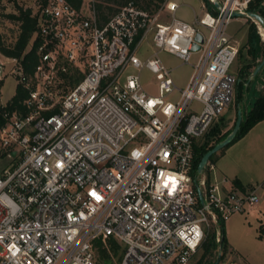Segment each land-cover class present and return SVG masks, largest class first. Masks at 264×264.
<instances>
[{
  "label": "built area",
  "instance_id": "2783aa9c",
  "mask_svg": "<svg viewBox=\"0 0 264 264\" xmlns=\"http://www.w3.org/2000/svg\"><path fill=\"white\" fill-rule=\"evenodd\" d=\"M250 1L216 0L194 22L175 17L172 0L153 14L129 1L105 22L93 6H39L32 72L0 53V82L6 61L15 62L28 110L1 115L0 153L13 161L0 174V264H98V239L121 246L119 264H191L211 223L220 241L224 221L254 207V190L208 180L213 164L191 174L194 146L231 104L238 48L226 30ZM148 37L154 50L141 59ZM160 51L186 63L197 55L184 87ZM129 65L154 75L156 95L139 73L122 76ZM75 70L83 76L69 85Z\"/></svg>",
  "mask_w": 264,
  "mask_h": 264
},
{
  "label": "rangeland",
  "instance_id": "374dc122",
  "mask_svg": "<svg viewBox=\"0 0 264 264\" xmlns=\"http://www.w3.org/2000/svg\"><path fill=\"white\" fill-rule=\"evenodd\" d=\"M175 1L180 5L174 15L186 22H193V17L196 14L202 15L204 11L212 12L215 9V6L211 5L208 0ZM91 2L92 0H83L82 9L84 13H88L89 7L92 6ZM202 3L205 5L204 8L201 7ZM40 5L41 0H0L1 42L6 45L13 44L19 33V23L8 18L6 14L16 13L18 6L30 8L32 13H36ZM194 11L197 13L195 14ZM164 15H166V13H162L160 19L167 21L168 17ZM252 22L255 24L256 32L250 27ZM258 24L259 23L245 16H233L227 25L226 31L232 44L240 50L237 52L236 58L231 66V70L236 76L231 104L215 121V123L222 122V124H224L222 130L232 129L238 109L243 118L248 109L252 106L255 98L260 94L264 96V64L256 74L252 75L255 66L262 59L264 50V34L262 35L261 33V30L264 28ZM256 34L259 36L260 40H262V48L259 47V51H257L258 59L253 61L249 52V46L250 42L253 46H257L258 39L255 36ZM150 38L151 37L144 38L136 52L137 56L141 59L149 56L154 50ZM0 57L2 60H5L3 55H0ZM158 57L171 69V76L177 86L180 88L184 87L192 71V66L190 64L196 61L197 55L191 54L187 63L165 51H160ZM245 64H247L249 68H245ZM15 65V62L6 61L4 66V82L1 85V100L6 101L15 91L17 78L11 72L12 66ZM241 68L242 70H240ZM126 73H139L146 91L151 95L157 94L155 77L147 69H138L129 65L123 71L122 76ZM176 97V92L170 96L173 100ZM198 105L197 102H193L194 107ZM15 160V162H17L19 156ZM12 161L13 160L7 158L5 154L0 153V174ZM211 162L212 161L209 160L208 165ZM215 229L214 224L211 223L208 232L191 258V264H197L208 242L211 241H214V245L211 246L209 252L205 253L200 264H213L214 262H217V264H264V230L259 220L251 215L249 210L243 213H233L224 221L223 231L225 240L222 246L220 241H217ZM94 254L98 264H119L120 249L116 252L109 249L103 253L97 246H94Z\"/></svg>",
  "mask_w": 264,
  "mask_h": 264
},
{
  "label": "trees",
  "instance_id": "16d2710c",
  "mask_svg": "<svg viewBox=\"0 0 264 264\" xmlns=\"http://www.w3.org/2000/svg\"><path fill=\"white\" fill-rule=\"evenodd\" d=\"M46 1L47 0H41V4H44ZM66 1L75 8H80L83 4V0H66ZM129 1H132L139 8L147 10L150 14H153L159 8H161L165 0H92L91 5L94 8L97 20L99 22H105L113 13H115L121 6H123ZM248 10L254 11L260 14L264 18L263 0H251L248 4ZM6 15L8 18L15 20L19 23V33L14 43L10 45L3 44V42H1L0 39V52L6 57L16 58L18 71H21L24 74L28 75L32 72L35 64L38 61V54L36 52V48L39 39L37 37H34L38 29V25H37L38 12L32 13L30 8H22L21 6H18L16 13H8ZM250 27L252 30H254V32H256V27L253 22L251 23ZM255 36L259 41L260 39L259 36L257 34ZM249 48L255 49V46H253V44H251L250 42ZM239 50L240 49H238V51ZM246 67H248V65H246L245 68ZM82 76L83 73L81 72L79 73L78 71L75 70L68 75L70 79L68 80L67 83L69 85H73ZM15 77L18 79L17 75H15ZM26 97H27V88L25 84L17 81L13 95L6 101V103L4 104L0 103V123L4 121L1 116L3 110H9L10 112L16 110L19 114L27 113L28 110L26 108V105L24 104ZM262 119H264V96L260 94L255 98L252 106L248 109L247 113L242 118L238 131L236 132L233 139L228 143V145L231 144L234 140L244 135L254 124L261 121ZM223 125L224 124H222V122L215 123L211 127L208 135L206 134L207 136L205 135V137H203L200 140L199 144L194 146L195 156L193 159V164L191 169V174L193 177L197 175V164L201 156L214 144L225 138V136L231 131V130H222ZM215 155L216 153L212 154L209 157V160L213 161ZM234 183L236 185H239V182L237 180H234ZM221 227L222 228H221L220 243L222 246V243L225 240L223 224ZM213 245H214V241L208 242L207 246L204 249V253H202V256L200 260L197 262V264L201 263V259L205 256L206 252H209L211 246ZM95 246H97L98 249L103 253H105L109 249L113 252H116L118 249H120L119 258H121L122 248L112 239H106L104 241L98 239L95 241Z\"/></svg>",
  "mask_w": 264,
  "mask_h": 264
},
{
  "label": "crops",
  "instance_id": "0c3cea01",
  "mask_svg": "<svg viewBox=\"0 0 264 264\" xmlns=\"http://www.w3.org/2000/svg\"><path fill=\"white\" fill-rule=\"evenodd\" d=\"M194 12L195 14L197 13L196 11ZM164 13H166L164 16H167L169 20L171 18L169 12L164 11ZM261 44L262 40L259 39L255 49L249 48L253 61L258 59L257 51H259V47L262 48ZM246 65L247 64H245V66ZM246 68H249V66ZM240 70H242V68ZM3 82L4 79L1 80L0 84L1 104L6 103L13 95L12 94L6 101L1 100V85ZM211 164H213L214 167L213 171H211L212 173H207L208 180L212 182L216 181L225 191H255L258 196V202L253 208H249L248 210L251 212V215L259 220L264 230V119L254 124L244 135L234 140L227 147L218 151ZM234 180H237L239 185H236Z\"/></svg>",
  "mask_w": 264,
  "mask_h": 264
},
{
  "label": "water",
  "instance_id": "95a60500",
  "mask_svg": "<svg viewBox=\"0 0 264 264\" xmlns=\"http://www.w3.org/2000/svg\"><path fill=\"white\" fill-rule=\"evenodd\" d=\"M214 6H217L218 3L216 2V0L213 2ZM234 16H245L248 17L250 19H252L253 21L259 23L263 28H264V18L251 10H248L245 14L243 13H239V12H235ZM195 43L193 44L192 50H197L199 48V43L202 42V35L200 32H197L195 35ZM264 64V52H263V56L261 61L255 66L252 75L256 74L258 72V70L262 67V65ZM241 120H242V116H241V112L238 109L237 113H236V119H235V123L234 126L232 127L231 131L225 136V138H223L221 141L217 142L216 144H214L210 149H208L200 158L198 164H197V173H201L205 164L208 162L209 157L216 153L217 151H219L220 149L224 148L225 146L228 145V143L233 139V137L235 136L236 132L239 129V126L241 124ZM213 264H217V262H214Z\"/></svg>",
  "mask_w": 264,
  "mask_h": 264
},
{
  "label": "bare ground",
  "instance_id": "6f19581e",
  "mask_svg": "<svg viewBox=\"0 0 264 264\" xmlns=\"http://www.w3.org/2000/svg\"><path fill=\"white\" fill-rule=\"evenodd\" d=\"M259 25V24H258ZM263 28V27H262ZM261 30V29H260ZM262 35L264 34L263 29L261 30Z\"/></svg>",
  "mask_w": 264,
  "mask_h": 264
}]
</instances>
